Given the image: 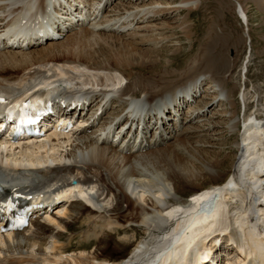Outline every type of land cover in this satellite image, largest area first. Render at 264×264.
I'll return each instance as SVG.
<instances>
[{"label": "bare ground", "instance_id": "obj_1", "mask_svg": "<svg viewBox=\"0 0 264 264\" xmlns=\"http://www.w3.org/2000/svg\"><path fill=\"white\" fill-rule=\"evenodd\" d=\"M38 1L37 9L41 11L44 0H0V30L11 26L12 20L22 15L32 3L38 4ZM116 1H69L70 8L73 6L80 11L84 6L87 13L85 17L82 12L78 13L84 19L79 17L76 20L68 12L64 13L68 16H65L67 19L62 23L57 39H50L45 44H35L32 40L27 52L20 45L6 47L4 52L0 48V96L4 98L0 102V109L14 98L27 95L29 90L40 84H45V89L40 93L45 100L52 102L54 100L51 96L58 94L71 99L83 96L87 100V103L75 109L79 115L66 138L56 135L59 130L64 129L54 127L41 137H45L46 141L39 142L40 144L23 147L22 144L14 145L7 141L5 146H1L0 174L16 178L19 170L30 168L43 170L46 174H57L47 180L44 189L37 195L44 198L46 189L57 185L60 172L80 173L81 170H87L89 173L94 172L97 182L107 186V192L102 193L101 199L106 200L115 195L118 201L112 215L102 216L90 196V192L96 188L94 180L82 179L78 182L77 189H84V193L71 189L60 193L64 188L74 186L69 181L62 182L59 187L56 186L53 196L45 198V202L56 204L65 200L69 207L65 205L54 216L48 214L45 222L37 220L32 224L38 226L36 234L26 238L24 244L20 243L21 249L28 250L26 256L22 250L16 257L10 245L0 248V264H147L154 252L166 249L171 242L172 249L167 252L168 264H196L198 259L207 260L212 256L220 259L230 245L237 249L239 263L234 260L237 264H264V120L258 119L256 113L243 122L244 130L239 135L240 141L233 152L236 153L233 169L229 174L217 175L221 161L215 159L211 167L217 176L210 174L208 178L198 173L196 170L201 168L198 169L183 153L185 149L192 151L189 145L195 148V143L188 142L200 138L204 129L192 135L180 136L177 145H167L168 137L162 132L152 142L147 140L151 129L152 110L149 109L146 112L149 119L145 117L148 121L142 135L138 138L137 131L131 134L128 129L131 135L121 139L120 144L125 142L122 148L119 147L120 144L116 147L114 141L110 140L111 133L106 134L113 129L112 121L142 95L149 101L158 102L155 107L158 112H162L159 108L163 107L161 101L164 98V111H167V103L172 102L175 104L174 111L182 119L184 108H191L192 113L185 119L186 124L193 123L196 118L206 119L221 104L214 93H222L228 87V81L221 79V74L225 71L231 75L236 72L238 54L236 60L230 63L228 51L230 52L229 48L233 44L236 45L234 50L238 49L236 52L239 53L240 44L235 40L237 37L218 34L215 27H210L209 36L197 45L200 53L194 56L191 64L197 69L191 76L187 72L177 75L168 70L161 72L164 53L158 51L154 44L146 50L140 47L149 45L150 42L160 44L166 38L164 29L146 23L155 22L166 11L174 14L185 10L191 14L199 9L196 0H183L184 6L176 8H169L167 3V7H161L158 0H125L114 7ZM253 1L259 5L264 4V0ZM60 9L67 11L65 7ZM241 14L247 21L243 6ZM57 17V14L54 15V19ZM144 24L146 26H142ZM129 28L131 29L126 35L124 29ZM171 28L165 27L167 30ZM75 29L78 31L70 34ZM181 30L191 37L190 27H181ZM64 37L67 40H62ZM193 54L194 50L191 48L185 57ZM184 63L185 60L181 59L177 66L182 67ZM135 71L138 73L134 74ZM204 72L212 76L208 78L210 92L203 97L199 93L207 79L204 80L199 75H204ZM48 86L52 89L47 88ZM70 86L72 89H69ZM215 86L221 88V91L217 92ZM234 89L227 90L228 100L235 98ZM184 90L192 93L191 98L197 105L194 106L193 101L189 102L188 97L181 95ZM244 90L246 89L241 92L243 96L246 95ZM114 93L124 101V106L115 107L117 105L111 95ZM244 104L246 107L247 104ZM58 105L59 103H55V106ZM95 107L96 113L87 119ZM100 108L102 111L97 115ZM233 108L231 114L236 115L238 108L235 105ZM47 111L44 110V113ZM196 111L197 117H194ZM73 114L70 112L66 117L73 120ZM49 118L46 116L45 120ZM166 118L169 119L170 116ZM126 123H116L115 131L118 132L121 127L124 130ZM167 124L168 120L164 119L163 130L169 129ZM232 127L238 126L236 124ZM117 132L115 134L119 135ZM102 133L103 138L100 137ZM3 136L4 133H1L0 141ZM164 145L169 147L163 149ZM154 148L157 151L148 156L142 155ZM84 150L87 152L84 153ZM135 159L137 160L134 161ZM72 160H75L72 165L66 163ZM149 166L156 174L149 173L152 171ZM125 167L129 169L126 171ZM107 181H111L113 186ZM81 185L86 186L82 188ZM205 185L209 186L204 187ZM186 188L191 191L189 197L194 196L190 201L185 203L172 198L173 194H184ZM3 189L8 202L0 212V239L4 237L6 243H11L21 235L15 234L16 229L9 228L13 220L9 212L14 207L11 200L17 198L26 202L28 194L31 195L32 192L20 190L13 194L10 190ZM77 197L87 205L77 210L74 216V204L79 203L76 202ZM37 208L34 203H27L21 213L32 218L45 209V203L42 209ZM136 225L144 228L150 239L148 242H138L132 254L121 263L113 261L118 255L122 256L124 250L112 246V234L126 236L136 231ZM55 228L59 230L58 234L54 237L52 247L48 248L47 235ZM77 230H82L83 233L75 244L78 236L68 238L65 233ZM225 236L227 246L223 243ZM221 242L223 246L219 247ZM216 253H220L219 257H216Z\"/></svg>", "mask_w": 264, "mask_h": 264}, {"label": "rangeland", "instance_id": "obj_2", "mask_svg": "<svg viewBox=\"0 0 264 264\" xmlns=\"http://www.w3.org/2000/svg\"><path fill=\"white\" fill-rule=\"evenodd\" d=\"M105 0H103L104 2ZM114 1V0H113ZM125 0H117L115 4L113 5H119L120 2H124ZM161 7H167L166 3L169 8L173 7H179L184 6L182 5L183 0H158ZM197 5H199L198 10H194L191 14H189L187 11L184 10V12L179 13L175 12L169 13L166 11L165 15H162L158 18L155 22L146 23V25H155L154 27L158 26V28H163L165 40H163L160 44L156 42H150L149 45L141 46L140 48L146 50L153 47L152 44L155 45L156 49L158 51H162L164 53V56L162 57V67L161 72L164 70H168L173 72L174 75L183 74L185 72L189 73L190 76L191 73L194 72L197 67H193L191 65L193 63L194 56L199 54L200 52L197 49V45L203 40H205L209 34L208 29L210 27H215L218 34H227L232 35L234 37H237L235 40H238V43L240 44V50L239 53L234 50L236 49V45L231 44L230 52L228 51V57L230 59V63L234 60H236L237 54H238V61H237V68L236 72L234 74L228 73V71H225L221 74L220 78L226 79L228 81V87L222 90V93H214L217 97V100L221 101V104L219 107H217L212 113L208 115L206 119H198L196 118L193 123L186 124L185 119L187 117L191 116L192 109L185 107V114L182 117L175 116L174 112L169 113L168 116H170L167 127L169 129L166 130V128L163 130L159 127L158 124L154 123L155 119L153 118L151 120V129L148 133L147 140H151L154 142V139L156 136L159 135V132H162L164 136L168 137L169 143L167 145L173 146L177 145L179 143L178 138L180 136H187L192 135L194 132H201L204 129V132L201 133V137L195 140H191V144H194L195 148L193 146L189 145L190 148H192L191 152H188L186 149L183 150L184 154L191 160L193 164H195L198 169L201 168V170H196L198 173L203 174L205 178H208V176L213 175L217 176L223 174H229L232 168V163L235 159V154L233 153L237 147V144L240 141L239 135L244 130V120L255 114L257 115L258 119L264 120V4L259 5L258 3L254 2L253 0H196ZM241 6L246 11L248 20H243L241 16ZM101 7V6H100ZM111 10V9H110ZM196 11V12H195ZM207 14V15H206ZM210 14V15H209ZM240 14V15H239ZM125 16H128L131 14H124ZM190 15V17H189ZM215 15V16H214ZM212 16V17H211ZM218 18V19H217ZM186 19V20H185ZM187 21V25H185V22ZM120 25V24H119ZM145 24L142 26H146ZM169 25V26H168ZM185 25V26H183ZM119 27V26H118ZM171 28V29H165ZM181 27H190L191 28V37L187 36L185 34V31L181 30ZM223 27V28H222ZM132 28V27H131ZM129 29H124V32L126 33ZM79 29V28H77ZM73 30L70 34L77 32L78 30ZM67 35V36H70ZM124 36V34H123ZM62 40H67L66 37L62 38ZM194 43V45H192ZM1 46V42H0ZM242 47V48H241ZM3 52L4 48L0 47ZM191 48L194 50V54L191 57H185V54L189 53L191 51ZM29 49H27L28 51ZM20 51V50H18ZM26 51V50H25ZM26 51V52H27ZM181 59L185 60L184 66L179 67L177 66L178 61ZM161 60V59H160ZM192 66V67H191ZM247 68V74L245 76V72ZM189 69L191 70L189 72ZM175 72V73H174ZM138 73V72H134ZM205 73V72H204ZM188 76V77H190ZM202 79H207L204 88H201V93L204 96H207V93L210 92L209 89V81L210 76L212 74H209L208 72L204 75H199ZM188 80V79H184ZM208 84V85H207ZM179 85L177 84V87ZM176 87V86H175ZM174 87V88H175ZM176 87V88H177ZM237 87V88H236ZM172 89L173 93L175 92V89ZM216 88V86H215ZM234 93H236V96L234 99L228 100V89H233ZM244 94L240 95V92L243 91ZM199 91V90H198ZM207 91V92H206ZM205 93V94H204ZM212 93V92H211ZM114 97V100L116 102L115 106L116 108H119V106H124V101H122L119 97H116L117 94H111ZM116 97V98H115ZM140 99L144 102H148L146 97L144 95L140 96ZM247 106L245 107V104ZM192 104H195V101L192 102ZM235 105L238 110L237 114H231L233 111V106ZM232 106V107H231ZM96 107L90 111L89 115L86 117L87 119L91 118L94 113H96ZM117 111V110H116ZM197 111L194 115V117H197ZM232 115V116H231ZM232 118L233 120H230ZM188 120V119H187ZM183 121V123H182ZM238 127H232L234 126ZM128 125V124H127ZM100 127V126H99ZM137 128L135 126V123L131 125L130 132H134V130ZM100 129H102L100 127ZM123 127L119 129L121 132H117L118 134H115L114 137L111 136L110 140L114 141L115 146H119L121 139L125 136H127L129 133L127 130V126L125 125L124 130H122ZM174 129V130H173ZM172 130V133L170 134ZM240 130V131H239ZM174 131V133H173ZM124 134V135H123ZM142 135L141 131L138 130V138ZM85 136V135H84ZM130 136V135H128ZM163 136V137H164ZM176 136V137H175ZM81 137V136H80ZM175 137V138H174ZM198 141V143L196 142ZM138 142V141H137ZM136 142V143H137ZM125 142L123 141L119 147H123V144ZM197 143V144H196ZM167 145L163 146V149L166 148ZM167 146V147H169ZM162 148V147H161ZM157 151L156 148L150 149L147 152H144L142 155L148 156L151 152ZM71 149L69 150V152ZM87 152V150H84V153ZM81 153V152H80ZM215 159H219L221 161V166L218 169L217 175L215 174V170L211 167V164L215 162ZM135 159L134 161H136ZM75 160L67 161L66 163L69 165H72ZM82 162V161H81ZM136 162H134L135 164ZM81 166L83 164L81 163ZM135 166V165H134ZM210 166V167H209ZM150 167V166H149ZM151 168V167H150ZM128 167H125L124 170H128ZM152 171H148L151 174H156L155 170L151 168ZM48 172H50L48 170ZM164 173V172H161ZM53 175V176H52ZM57 174H46L43 173V170H37V169H30V170H19V176L21 180H19V183L23 186L21 189L26 192L30 193L31 188L35 186H42L43 184H46L48 182L47 180H50L51 177H55ZM94 172H88L87 170H81L79 172L75 173H65L60 172L58 177V182L55 187L47 188L46 194H44L45 198L49 195H53V192L56 189V186L59 187L62 182L69 181L72 184H78V182L82 179H91L95 182V189L90 192V196L93 197V201L95 202V207L98 210V213L100 212L102 216L112 215L111 212L116 208L117 202L115 195H112L106 200L104 198L101 199V195L104 192H107V186H105L102 183L97 182V178L94 177ZM229 176V175H228ZM227 175L225 176V178ZM227 179V178H226ZM225 180V179H224ZM223 182V181H222ZM107 183L111 184V181H107ZM5 186V189L9 190L11 188L10 184L3 183ZM112 185V184H111ZM113 186V185H112ZM209 185H205L204 187H208ZM187 190V192H186ZM189 190V191H188ZM190 189L186 188L185 193L177 196L175 194L172 195V198L188 202L189 196L191 195ZM76 202H79L78 204H74L75 209H73L72 214L75 216L76 211L79 209H82V206H86L87 204L85 202H82L78 199H76ZM68 202H65V200L59 202V203H48L47 206H45V209L40 211V213H37L34 215L32 220L29 222V225L25 228H22L19 230L16 234H21L19 237L15 238L14 241L11 243H6L4 241V237L0 239V248H7L8 245L14 249L15 256L18 257L20 252H22L23 249L20 248V243L24 244L26 242V238L32 237V235L36 234L35 232L38 229V226L32 225L33 223H36L37 220H40V222H45L47 219L46 217L48 214L50 216H54L57 212H61L62 209L66 207H69ZM92 206V205H91ZM93 207V206H92ZM124 208L126 209V205H124ZM47 211V212H46ZM45 213V214H44ZM57 213V214H58ZM44 220V221H43ZM66 221L72 220V219H65ZM72 222V221H71ZM135 232L129 233L128 235H117L112 234V246L119 247L120 249L124 250V253L122 256L118 255V258H114L113 261H117V263H121L123 259L129 257L132 252L134 251V248L137 247L138 242L141 241H147L150 239V235L146 234L144 228L141 226L136 225L135 226ZM28 231V232H27ZM58 229L55 228L52 230V233H49L47 235V247L51 248L52 243L54 241L55 235L58 234ZM24 233H26L24 235ZM81 233H83L82 230H77L73 233L66 232V236L73 237L78 236L77 240L74 242L77 244L78 240L81 238ZM161 233L159 232L158 235ZM26 236V237H25ZM125 236V237H124ZM21 237V238H20ZM128 237V238H127ZM227 236L223 239V243L226 245ZM227 246V245H226ZM47 247L45 248L47 250ZM96 251V249H95ZM94 251V252H95ZM23 252L26 254L28 253V250H23ZM49 252V250H48ZM220 253H216V257H219ZM227 254V255H226ZM236 254V255H235ZM218 255V256H217ZM231 256V257H230ZM115 257H117L115 255ZM213 261L215 264H237L239 263L238 257H237V249L233 245H230L229 249L226 250L221 256L220 259L214 258ZM230 257V258H229ZM232 258V259H231ZM237 262H235V261Z\"/></svg>", "mask_w": 264, "mask_h": 264}]
</instances>
